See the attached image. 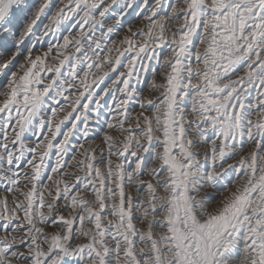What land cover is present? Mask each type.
<instances>
[{"label":"snow or ice","instance_id":"snow-or-ice-1","mask_svg":"<svg viewBox=\"0 0 264 264\" xmlns=\"http://www.w3.org/2000/svg\"><path fill=\"white\" fill-rule=\"evenodd\" d=\"M0 49V264H264V0H0Z\"/></svg>","mask_w":264,"mask_h":264},{"label":"rangeland","instance_id":"rangeland-1","mask_svg":"<svg viewBox=\"0 0 264 264\" xmlns=\"http://www.w3.org/2000/svg\"><path fill=\"white\" fill-rule=\"evenodd\" d=\"M53 3L55 4L56 3V0H53ZM150 3H151V0H150ZM126 27L124 29V31L121 33V36L118 37L117 39H121L123 38V35L127 34V26L130 25L133 29V31H135L137 28L141 27L142 24L144 23L141 19H139L137 16H131V17H127L126 18ZM43 23H47V21L42 18V22L38 24L37 26V29H35L37 35L43 31ZM67 25H64L61 27V35H64V34H67ZM49 38L46 37L45 38V41H48ZM30 43H33L35 44V54H42L43 51H46L47 50V43H44L43 44V47L41 46V44L39 43H36L35 41V37L34 36H30L26 42H25V45L24 47L27 48ZM9 53L7 52H4L2 49H0V59H4L6 56H8ZM22 62V61H21ZM15 69L9 68V70L7 71H14ZM9 77H6V76H3V75H0V90L3 89L4 85L6 84V81ZM157 79L159 80V77H157ZM150 93L149 91L145 90L144 91V96H148ZM0 99H2V97H0ZM133 116H135V112H133ZM103 122V118H102V121ZM90 129H91V135L89 137V142L88 144H85V147H88L89 144L92 145V147H95L96 145H99L102 143V135H103V132L99 129V127L96 125L95 121H92L90 123ZM66 130V129H65ZM110 135H113V136H116L118 135L117 133L115 132H109ZM25 140L26 142L29 143V146H34L35 144V137L33 136L32 132L29 131L28 133L25 134ZM60 139V138H58ZM73 142H75V139L73 140ZM71 154V153H70ZM55 161V158L53 157V159L51 161H49V163H54ZM0 194H3V193H0ZM53 229H49V231H52ZM0 235H3V232L0 231Z\"/></svg>","mask_w":264,"mask_h":264}]
</instances>
